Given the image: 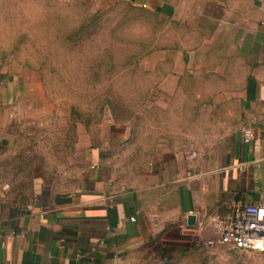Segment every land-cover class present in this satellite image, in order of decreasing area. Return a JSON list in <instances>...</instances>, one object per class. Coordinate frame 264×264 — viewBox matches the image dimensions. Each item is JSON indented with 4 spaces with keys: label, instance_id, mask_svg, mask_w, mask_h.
<instances>
[{
    "label": "crops",
    "instance_id": "0c3cea01",
    "mask_svg": "<svg viewBox=\"0 0 264 264\" xmlns=\"http://www.w3.org/2000/svg\"><path fill=\"white\" fill-rule=\"evenodd\" d=\"M126 1L186 34L143 63L157 70L149 93L181 101L159 107L189 111V134L162 130L172 122L162 118L157 133L138 134L133 120L111 115L88 137L77 180L52 171L27 198L0 184V264H235L236 251L264 255L202 245L207 216L264 201V141L243 135L259 132L264 117V0ZM13 78L0 74V162L22 154L44 124L17 118L29 87Z\"/></svg>",
    "mask_w": 264,
    "mask_h": 264
},
{
    "label": "rangeland",
    "instance_id": "374dc122",
    "mask_svg": "<svg viewBox=\"0 0 264 264\" xmlns=\"http://www.w3.org/2000/svg\"><path fill=\"white\" fill-rule=\"evenodd\" d=\"M185 35L126 0H0V74L29 87L30 106L20 105L17 118L44 123L25 139L22 154L0 162L7 195L27 198L35 178L49 179L52 171L66 183L77 180L88 137L111 115L133 120L138 134L157 133L158 118L172 120L162 130L189 134V111L159 107L181 101L149 93L157 70L143 63ZM191 144L203 143L183 142ZM241 252L235 264H264V255Z\"/></svg>",
    "mask_w": 264,
    "mask_h": 264
},
{
    "label": "built area",
    "instance_id": "2783aa9c",
    "mask_svg": "<svg viewBox=\"0 0 264 264\" xmlns=\"http://www.w3.org/2000/svg\"><path fill=\"white\" fill-rule=\"evenodd\" d=\"M244 141H264V117L256 134L243 130ZM208 234L202 237L205 248L228 246L239 250L264 247V201H236L229 212L209 215L206 218Z\"/></svg>",
    "mask_w": 264,
    "mask_h": 264
},
{
    "label": "water",
    "instance_id": "95a60500",
    "mask_svg": "<svg viewBox=\"0 0 264 264\" xmlns=\"http://www.w3.org/2000/svg\"><path fill=\"white\" fill-rule=\"evenodd\" d=\"M189 223H191V224L193 223V217L192 216L189 217Z\"/></svg>",
    "mask_w": 264,
    "mask_h": 264
}]
</instances>
